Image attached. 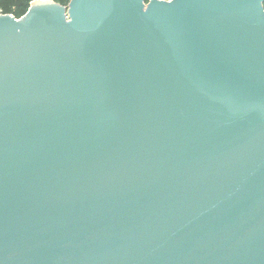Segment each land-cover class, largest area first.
Masks as SVG:
<instances>
[{"label":"water","instance_id":"95a60500","mask_svg":"<svg viewBox=\"0 0 264 264\" xmlns=\"http://www.w3.org/2000/svg\"><path fill=\"white\" fill-rule=\"evenodd\" d=\"M0 264H264V0L0 14Z\"/></svg>","mask_w":264,"mask_h":264},{"label":"rangeland","instance_id":"374dc122","mask_svg":"<svg viewBox=\"0 0 264 264\" xmlns=\"http://www.w3.org/2000/svg\"><path fill=\"white\" fill-rule=\"evenodd\" d=\"M37 1L40 0H0V14L11 15L17 19H20L29 11L31 4ZM52 1L63 7H68L71 2V0H62L61 2H57L56 0Z\"/></svg>","mask_w":264,"mask_h":264},{"label":"trees","instance_id":"16d2710c","mask_svg":"<svg viewBox=\"0 0 264 264\" xmlns=\"http://www.w3.org/2000/svg\"><path fill=\"white\" fill-rule=\"evenodd\" d=\"M57 2H61L62 0H56ZM148 1V0H147ZM19 10V9H18ZM17 13V12H16Z\"/></svg>","mask_w":264,"mask_h":264},{"label":"bare ground","instance_id":"6f19581e","mask_svg":"<svg viewBox=\"0 0 264 264\" xmlns=\"http://www.w3.org/2000/svg\"><path fill=\"white\" fill-rule=\"evenodd\" d=\"M42 1H46V0H42ZM37 2H39V1H37Z\"/></svg>","mask_w":264,"mask_h":264}]
</instances>
